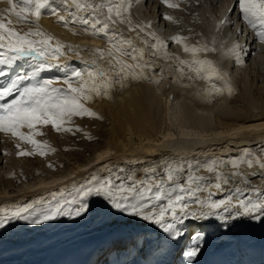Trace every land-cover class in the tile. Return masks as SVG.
<instances>
[{"label":"bare ground","instance_id":"bare-ground-1","mask_svg":"<svg viewBox=\"0 0 264 264\" xmlns=\"http://www.w3.org/2000/svg\"><path fill=\"white\" fill-rule=\"evenodd\" d=\"M198 1L202 2L204 8L202 6L200 7L203 12L208 10L216 11L218 14L216 15L218 16V22L221 23L227 20L225 24L229 26L232 15L237 9V1L234 3V11L227 19H225L224 15L231 6V2L225 7L223 4L225 0ZM83 2L84 0H81V3ZM87 2L99 5L101 3H107V0H87ZM129 2L132 5L131 9L138 7L139 9L141 8L143 12L149 9L151 13L149 14L151 17L150 19L156 22L158 21L159 30L162 29V31H164L163 29H165L170 33V27L167 26L164 18H162L163 22L161 23L159 14L161 13L163 17H165L163 7L166 4L163 0H129ZM172 2L177 4V0L176 2ZM65 4L69 11L74 12L76 10L73 0H56V7L61 10L65 7ZM134 5L138 6L134 7ZM10 7L7 0H0V15L8 16V12L5 10L10 9ZM134 10L132 12L133 14ZM175 10L176 9H172L174 15H176V13L173 12ZM136 12L138 14V10ZM61 15H64L66 19L69 18L68 13L63 10L61 11ZM79 15L87 17L89 13L87 11H82L79 12ZM157 17L159 19H157ZM11 18L15 21V17ZM154 21H152V23ZM58 23H61L58 22V18L49 14L44 15L39 21L41 29L45 33L53 36L62 45L67 46V49L64 51L59 61L60 65L66 66V68L64 70L53 68L52 70L45 71L41 74L40 78L62 77L66 75L67 71L87 72L94 67L91 63L92 61H96L103 68L108 67L107 60H99L97 54L93 51L107 50L110 48V44L105 38L93 37L90 31H85L87 26L79 23H69L67 25L62 23L64 26L63 28H61ZM116 25L118 26L116 27ZM116 25L113 26V30L117 35L121 36L122 39H125L122 34H120V24L117 23ZM161 25H163V28H161ZM15 26L17 28L24 27L22 24H16ZM230 27L232 32L227 33L228 28H224L226 32L220 33L221 35H219L223 36V38L220 36L219 38H221V40H223L224 37L226 38L223 40V47L225 50H228L226 49L228 45H231L230 49L236 44L240 45V61L242 62L247 54L248 57L252 55V44L256 39L248 44L249 35L246 39L243 36L242 29L240 31L241 33H239V30H236V28L233 29V25ZM24 30L27 29L25 28ZM125 30L124 32L126 33ZM230 38L231 42L227 43V39L229 40ZM230 49L226 51L228 53L229 64L232 60L236 59L235 54H229ZM226 52L225 54H227ZM122 58L128 57L123 56ZM241 62H239V64ZM250 64L260 67V74H263L260 79H263L264 65L259 62L258 57ZM240 66L242 67V65L237 67ZM234 67H236V63ZM0 68H4V66L0 65ZM24 68H28V65L25 64ZM237 69L238 68H236V70ZM240 71L242 72V70ZM232 72L234 73L235 71ZM238 72L239 70L235 73L237 74ZM154 74H151L148 78H129L124 81L123 87L117 83L110 91V98H97L95 102L87 105L92 111L98 112L100 117L105 118V121L101 123H105L108 127V129H106L107 139H104L105 145L104 147H97L98 153L96 155L94 154V157H86L80 160L77 156L81 154L80 150L82 151L83 149H75L71 146L67 147V144L63 142L57 144L58 149H55V144L53 142L56 141H54V139L52 140L53 142L51 141L54 151L48 152L45 156L36 154L33 159L36 160L35 163H37L40 170L43 172H53V175L50 177H43L41 176L43 173L40 171L42 174L37 175V177L30 182L18 186V181H24L23 177H25L20 175L21 170L18 169L20 166H26L27 164L23 161L21 163L23 165L19 163V166L16 162L17 167L19 166L18 169L16 166L12 167L10 159L16 155V149L13 151L12 148L9 150L5 148L3 152H1L3 148L0 147V156L4 153V157H0V165H3L0 167V208L26 204L41 198L49 197L52 192L64 188L70 189L73 184L82 183L93 173H98L102 177L106 176L108 168L114 171L123 168L125 172L121 175H128L134 172L135 178L141 180L145 178V173L152 168L157 170L158 175H163L166 166H180L185 169V178L181 180V183L186 182L187 170L190 168L197 176L204 177L205 179L207 185L206 190L198 193L201 199H206L208 192L213 193L212 198L215 200L224 199L229 195L234 196V189L237 187L244 189L245 195H247V191L250 188L259 189L264 192V168H261L258 163H254L251 167L246 163H241L238 168L231 167L232 161L244 160L245 153L250 154L247 157L248 159L264 162V101L260 99L261 97L253 98V96H250V93L253 91L245 92L246 94L244 93L245 95L243 96L245 97L243 100H236L235 102L233 100V104L236 103L239 108L237 105H235L237 106L235 107L233 104L232 107L230 104L231 101L229 102L226 95L221 97L219 100L221 102L219 104L216 103V105L212 106L207 105L204 108H196L193 110L194 106L192 107L193 109L189 108L192 104L190 102L186 103V101H184L185 104H191V106L184 105L186 107L184 108L181 103L176 102L179 104H177L176 107V105L171 102L172 100L169 101V95L163 93V87L160 85V82L163 81L160 80V84L157 83L156 81H158V78ZM227 74L229 73L227 72ZM11 75L12 73H8L5 77H0V85L7 83ZM143 76L147 77L145 71ZM243 78L247 77L243 76ZM258 78L257 76L256 79ZM194 80H196V78ZM241 80L240 83L242 82ZM245 80L242 83L248 85L246 84L248 80ZM218 85H216V87ZM243 85L244 84H242V86ZM236 86H238V84H236ZM222 87L223 86H221V88ZM224 87L226 88V86ZM251 87L253 86L251 85ZM218 88L220 87L218 86ZM243 90L244 89L241 87V92ZM259 90L263 93L264 87H260ZM209 91L210 90H208V92ZM258 91H254V94ZM241 92L239 95L240 97ZM173 93H175V91ZM202 96L203 95H201V97ZM7 99L11 100L12 97H8ZM202 99L204 101V98ZM196 101L197 100H195V103ZM180 105L185 112L187 111L185 110L187 107L189 109L188 112L190 109L195 112H186L191 115H184L185 112L182 113L180 111V109H183L178 108ZM200 105L202 106L203 104ZM215 110L216 112H214ZM209 111L216 113V115H214L215 121L212 120L213 118L211 119L210 116L212 113L210 114ZM204 112L209 113L210 116H208V114H206L207 116H203ZM195 113L200 115H195ZM42 129L44 128H41V130ZM23 131L27 132L28 130L24 129ZM2 137L6 139L5 144L8 146L17 145V143L23 144V142H17L16 139L0 133V138ZM96 137H99L98 134ZM91 141L92 143L94 142V140ZM62 148L64 151L62 150V152L59 153L58 151ZM100 148L104 149L100 150ZM63 152H66L67 155H63ZM10 155H12L11 158ZM64 156H68L70 160L66 162V170L64 169L56 172L65 164ZM214 163L222 164L223 166L216 169L215 172H209L207 167ZM3 169L9 170L3 174ZM12 170L18 174V177L16 176L18 181L12 178L13 175H16H11V173L14 172H12ZM33 170L34 169L30 167L24 169L27 174H33ZM217 172L223 173L224 176L229 179V183L227 185H222V189L219 191L213 186L216 182ZM234 173H239V175H233ZM244 180H247L248 184H245ZM190 211H200V209L198 206L193 205ZM233 211H235V209H233ZM187 223L194 226L190 229V231H194L197 222L188 221ZM204 223L218 224L219 222L213 220ZM230 224L234 226H226L221 231L215 233L214 238L209 241L207 250L199 257L200 264H210V260H212L211 264H264V224L257 221H249L247 219L233 220L230 221ZM123 237L124 233L119 234V238ZM117 238L118 236L114 232L113 226L102 222L95 216H89L88 214L79 218L59 217L56 220L47 221L40 225L16 221L14 222V226L13 224H9L5 229H0V264H85V258L89 261L88 264H97L98 261H103L104 256H106L105 259H107V245ZM178 252L179 248L172 251L171 254H162L158 251H153L147 256V259L143 261V264H157V262L161 260L165 261L166 264H191V262L187 260V257L181 260L177 254ZM180 261H182V263ZM126 264H128V262Z\"/></svg>","mask_w":264,"mask_h":264},{"label":"snow or ice","instance_id":"snow-or-ice-1","mask_svg":"<svg viewBox=\"0 0 264 264\" xmlns=\"http://www.w3.org/2000/svg\"><path fill=\"white\" fill-rule=\"evenodd\" d=\"M163 2L167 7H178L169 0ZM7 3L11 6L5 10L8 16L0 15V65L4 66L0 68V77L8 73L12 75L7 83L0 85V133L32 145L34 149L20 150L18 155L45 156L54 151L46 143L35 139L43 135L40 131L42 127L51 125L58 133L75 134L80 129L74 130L69 126L74 117L102 119L97 112L86 106L88 103L95 102L97 98H110V91L117 83L123 87L124 81L129 78H147L143 76L147 64L141 62L144 50L135 47L132 41L122 39L113 30L117 23H127L132 31L144 30L131 25L132 5L129 0H107V3L99 5L88 3L87 0L83 3L81 0H73L74 12L69 11L66 4L62 9L68 13V19L61 15L62 10L56 7V0H7ZM236 8L242 21L255 31L259 42L264 43V0H238ZM82 11H87L89 15H79ZM46 14L56 16L58 22L65 25H85V31H90L93 37L105 38L110 48L93 51L99 60H107L108 67L103 68L92 61L94 67L91 70L68 73L62 81L64 87H56V80L41 79L45 71L66 68L59 61L67 46L45 33L39 24ZM11 17H15V21ZM164 19L172 20V17L165 16ZM222 23H227V20ZM16 24L24 27L17 28ZM147 35L156 41L153 45L156 51L166 47L154 33ZM185 39L172 37L175 43H183ZM239 50L240 45L236 44L229 53L235 54L237 63L241 62ZM184 51L198 54L202 51H215V48H189L185 44ZM123 56L135 63L128 64L121 59ZM180 63L188 66L197 78L224 80L228 94H232L226 74L212 62L194 60ZM25 64L28 68H24ZM136 69L141 71L137 72ZM179 71L183 74L184 68ZM211 88L217 95L224 94L225 90L217 88L215 84ZM8 97L12 99L8 100ZM17 148H20L19 143ZM249 155L245 153L242 161H232L231 167L238 168L241 163L251 167L258 163L264 168V162L248 159ZM222 166L214 163L207 170L215 172ZM124 172L123 168L115 171L108 168L106 176L93 173L82 183L73 184L70 189L52 192L49 197L0 208V229H5L9 224L14 226L16 221L40 225L59 217L79 218L88 214L113 226L118 236L107 245V255L112 258L98 261L97 264H121L120 257L124 255L133 257L128 264H143L153 251L171 254L177 248L182 259L186 256L191 264H200L199 257L207 250L215 233L226 226H234L230 221L247 219L264 224V192L259 189L250 188L245 195V190L237 187L234 196L229 195L220 200L213 199V193L208 192L207 198L201 199L198 193L206 190L205 179L197 176L190 168L185 183H181L185 178V169L180 166H166L163 175H158L157 170L152 168L141 180L135 178L134 172L121 175ZM228 183L229 179L217 172L213 186L219 191L222 185ZM244 183L248 184V181L244 180ZM193 205L198 206L200 211H190ZM213 220L219 223H204ZM188 221L197 222L194 231H190L194 226L188 224ZM121 233H124L123 238H119ZM157 264L166 262L161 260Z\"/></svg>","mask_w":264,"mask_h":264},{"label":"rangeland","instance_id":"rangeland-1","mask_svg":"<svg viewBox=\"0 0 264 264\" xmlns=\"http://www.w3.org/2000/svg\"><path fill=\"white\" fill-rule=\"evenodd\" d=\"M191 1L192 2H190V3L187 2L186 4L181 3V4H179L178 7H175V8H170V7H165V6L163 7L165 16H170V17H172L174 15L172 13V9H176L175 11H173L174 13H176V15H174L175 18L173 16L172 20L164 19L167 26L170 27L169 28L170 33L167 32L165 29H163L164 31H162V29L159 30L160 27H158L159 26L158 21L156 22L153 19H150L151 17L149 14H151V13L149 12V9L147 11H144V12L141 10V8L139 9L138 7H137L138 9L134 8L135 10L130 9L131 10L130 11L131 12L130 13L131 25L133 27L139 26V28L144 29L143 31H139V30L138 31H132L127 23H119L120 24L119 25L120 26V28H119L120 34H122L123 38L130 40V41L132 40V43L135 45V47H137L138 49H143L145 52L143 60L141 62L146 63L147 67H145L143 69V73L145 71V75H147V78L150 77L151 74L155 73L154 75H156V77L158 78V81L159 82H160V80L163 81V82H160L161 84L159 83L163 87L162 91H163V93L169 95V98H170L169 101L172 100L171 102L174 105H176V107L178 104L176 102L181 103L183 106L184 105L187 106L188 104H185V102H184V101H186V103L190 102L192 104V106H191V104L189 103L190 105H188V106H191L189 108L193 109L192 107L194 106L193 110H195L196 108H204L207 105L212 106V105H216V103L219 104L221 102L219 100L224 95H226V98L228 97V100H229V102L231 101L230 104L233 107V105L234 106L237 105L236 103L233 104V100H234V102L236 100H243L245 97L243 95L246 94L245 92H252V91L253 92L250 93L251 97L252 96H253V98L254 97L260 98L261 97L260 99L262 101H264V98H262V97H264V92L262 93L261 90H259L260 87H264V78L260 79L262 77L261 75H263V74H260V70H259L260 67L259 66H257V65L253 66L250 64V63H252V61L254 62V59L256 57H258L259 62L264 65V43L259 42L255 31L247 23L243 22L241 19L240 24H243V31L245 32L244 33L245 37L248 34H250V36H251V38H249L248 44H250L254 39H256V40H254V43L252 44V48H253V53L251 55L252 57L251 56L248 57V54H247V56L244 57V59L242 60L243 63L241 62L239 64V63H237L236 59H234L229 64L228 56H227L228 53L226 51H229L231 45L226 46V49H228V50H225L223 47V45H224L223 40L226 38L224 37V39L221 40V38H219V36L221 35L220 33L226 32L225 29H227V28H228L227 33L232 32L231 27H230L231 24H229V26H227L225 23H222V22L219 23L217 20L218 16H216L218 14L216 13V11L214 12V10H208L206 12H203L201 7H200V6L203 7L202 2H199L198 0H195L196 2L194 0H191ZM228 2H229V0L224 1L223 4L225 7L228 6ZM136 6H138V5H134V7H136ZM133 10H134V14L132 13ZM137 10H138V14L136 12ZM139 10H141V11H139ZM199 10H201V11H199ZM135 14H137V15H135ZM139 14H140V16H139ZM159 14H160L161 23H162L163 22L162 18H164V17L161 13H159ZM133 15H135V16H133ZM232 18L235 19L236 17L232 16ZM157 19H159V18L157 17ZM143 20H144V22H143ZM152 21H154V22L152 23ZM58 25L61 28L64 27L62 25V22L58 23ZM145 25H150L151 28L146 27ZM117 26L118 25H116V27ZM162 26L163 25H161V28H163ZM123 29L124 30L126 29L125 30L126 33L124 32ZM245 29H247V31ZM131 31H132V33H131ZM147 33H154L155 36L157 38H159V40L164 42L166 47L162 48L160 51H156V49L153 47V45L156 43V41L153 40L150 35H147ZM175 36L184 37L186 39L183 41V43H175L172 40V37H175ZM202 37H203V40H202ZM145 41H147V43H145ZM230 42H231V38L229 40L227 39V43H230ZM185 44L189 48H191V47L200 48V47H203L205 45L208 48H215V51H208V52L202 51L198 54H192L191 52H185L184 51V45ZM256 49H257V51H256ZM225 52L227 54H225ZM256 53H258V54H256ZM121 59H124L126 62L128 61L127 62L128 64H134V62H135V61H130L131 60L130 58H122L121 57ZM194 60L210 61V62H212V64L217 66L222 73H225L226 74V80L228 81V83L230 84V86L232 88V94L231 95L228 94L227 85L225 84L224 80H218V79H214V78L212 80L197 78V77H195L196 75L190 70V68L188 66L182 65L180 63L181 61L191 62ZM130 62H132V63H130ZM234 62L236 63V67H234L235 66ZM231 63H233V64H231ZM239 65H242V67L241 66L237 67ZM243 65H244V67H243ZM249 67H251V68H249ZM180 68H184L183 74H181V72L179 71ZM236 68H238L237 70H239V72L237 74L235 73L237 71ZM240 70H242L243 73ZM136 71L139 72L141 70L136 69ZM232 71H235L234 72L235 74ZM227 72L229 74H227ZM68 73H70V71H67L66 75ZM66 75H64L62 77L41 78V79L56 80L57 81V83L55 84L56 87H64L65 85H63L62 81ZM253 75H255V76H253ZM232 76H233V78H232ZM243 76H245L247 78H243ZM257 76L259 77L258 79L260 81L258 79H256ZM191 78H192V80H191ZM195 78H196V80H194ZM243 79L244 80L246 79L245 81L248 80L246 83L248 85H245V83H242L244 81ZM240 80L242 81L241 83L244 84L243 86H245V87L242 86V84L240 83ZM213 83L215 84V86L219 84L218 86L220 88H221V86H223L222 89L225 90L223 95L219 96V95L214 93V91L211 88V85ZM232 83H234V84H232ZM236 84H238V86H236ZM251 85L253 87L256 85L255 86L256 90H255V87L253 89V87H251ZM193 86H194V88H193ZM218 86H217V88H218ZM224 86H226V88ZM241 87H242V89H244L242 91L243 93L241 92ZM208 90H210L211 92L210 91L208 92ZM174 91H175V93H173ZM198 91H200V92H198ZM254 91H258V92H255V94H254ZM186 92H189V93H186ZM240 92H241V97L239 96ZM199 93H200V96H199ZM196 95H197V97H196ZM201 95H203L204 97L203 96L201 97ZM211 97H213V98H211ZM202 98H204V101ZM181 99H183V100H181ZM215 99H217V100H215ZM195 100H197L196 103H195ZM199 100H201V101H199ZM183 102H184V104H183ZM199 103L203 104V105L201 106ZM207 103H209V104H207ZM87 105H89V103ZM185 106H184V108H186ZM237 106H235V107H237ZM178 108L180 109V108H182V106L180 105V106H178ZM238 108H239V106H238ZM191 109L189 111L190 113L195 112V111H191ZM185 110H187L186 112H188V110H189L188 107ZM180 111L182 113L185 112L184 109L183 110L180 109ZM186 112L184 113V115H187L189 113V112L188 113H186ZM209 112H210V114L212 113L211 116L209 113H205V112H204V114L203 113L202 114H203V116L208 114V116H210L211 119L213 118L212 120L215 121L214 115H216V113H214V112H216V110L214 112L213 111H209ZM197 114L198 113H195V115H197ZM188 115H191V114H188ZM198 115H200V114H198ZM102 121L103 122L105 121L104 117L102 118V120L101 119L98 120L96 118H88V117H84V118L74 117V119L72 120V123L69 126L72 127L74 130H75V128L80 129V131H75V134H72L71 132H60V133H58L51 127V125H49L46 127H42L44 129H42V130L40 129V131L43 132V135L36 136L35 139H37L38 141H40L42 143H47V145L51 146V149H54L52 146L53 143L55 144V149H58L57 144H61V142H63L64 144L66 143L67 147L71 146L75 149H83L82 151L80 150L81 154H78V156H77V158L80 160H82L86 157H94L98 153L97 147H104V145H105L104 142L107 139V130L106 129H108V127L105 125V123H101ZM97 123L99 126L97 125ZM97 134L100 138L96 137ZM206 134H208V133H206ZM93 136H94V138H93ZM89 137H91V138H89ZM98 138L101 139L102 142ZM89 139L94 140V142L92 143V141ZM5 140L6 139L3 137L0 138V147L3 148V149H1V152H3V150L5 148L7 150L12 148L13 151L16 149L18 152L20 150L34 151L32 145L23 143V144H20V148L18 149L17 145L8 146L7 144H5ZM52 140H54L56 142H53ZM88 140H89V142H88ZM90 141H91V143H90ZM17 142H19V141H17ZM5 145H7V146H5ZM3 146H5V147H3ZM85 147L87 148V150ZM101 149L103 150L104 148H100V150ZM16 150H15V154L18 155L17 154L18 152ZM62 150H63V148L60 149L58 152L61 153ZM65 154L67 155L66 152L65 153L63 152V155H65ZM2 155L0 157H4V153ZM16 155L14 157H12V155H10V158L12 157V159H10L12 167H15V166L17 167L16 162L18 163V165H19V163L21 164L23 161H25V164H27L26 166H24L23 164H21L23 166L19 165L20 166L19 169H18L19 166L17 167L18 170L22 171V172L20 171V175L25 176V177H23L24 181H20V180L18 181L17 180L18 174H16V172L14 171L15 169L12 170V172L14 171L15 173L13 172V173H11V175L16 174V175H13L12 178L19 182L18 186L24 185L25 183L30 182L32 179L36 178L37 175H40L42 173H43V175H41V176H43V177H47V176L50 177L53 175V172H43L42 170L39 169L37 163H35L36 160H33L35 158L36 154H33L31 156H20V155L16 156ZM64 158H65V164H63V166H61V169H58V171H56V172H59L60 170H64L65 167L67 166L66 162L70 161L68 156H64ZM2 166L3 165L1 164L0 167H2ZM27 167L33 168L34 169L33 172L35 174L34 173H33L34 175L32 173L27 174L24 171V169H26ZM8 170L9 169H7V170L3 169L2 173L5 174V172H7ZM179 253H180V251L177 253L178 256H179ZM180 258H181V254H180Z\"/></svg>","mask_w":264,"mask_h":264}]
</instances>
